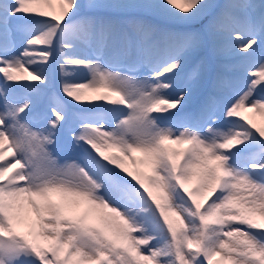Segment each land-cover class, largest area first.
<instances>
[{
	"label": "snow or ice",
	"instance_id": "snow-or-ice-1",
	"mask_svg": "<svg viewBox=\"0 0 264 264\" xmlns=\"http://www.w3.org/2000/svg\"><path fill=\"white\" fill-rule=\"evenodd\" d=\"M264 0H0V264H264Z\"/></svg>",
	"mask_w": 264,
	"mask_h": 264
},
{
	"label": "rangeland",
	"instance_id": "rangeland-1",
	"mask_svg": "<svg viewBox=\"0 0 264 264\" xmlns=\"http://www.w3.org/2000/svg\"><path fill=\"white\" fill-rule=\"evenodd\" d=\"M248 115H250L257 123H264V117H260L253 113H248Z\"/></svg>",
	"mask_w": 264,
	"mask_h": 264
}]
</instances>
